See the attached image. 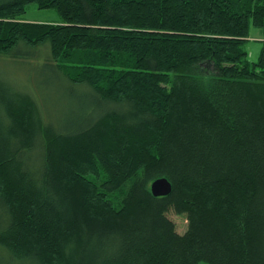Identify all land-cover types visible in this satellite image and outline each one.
<instances>
[{"label": "trees", "instance_id": "trees-1", "mask_svg": "<svg viewBox=\"0 0 264 264\" xmlns=\"http://www.w3.org/2000/svg\"><path fill=\"white\" fill-rule=\"evenodd\" d=\"M36 59L83 104L0 82V256L264 264V0H0V60Z\"/></svg>", "mask_w": 264, "mask_h": 264}, {"label": "rangeland", "instance_id": "rangeland-1", "mask_svg": "<svg viewBox=\"0 0 264 264\" xmlns=\"http://www.w3.org/2000/svg\"><path fill=\"white\" fill-rule=\"evenodd\" d=\"M24 20L29 22H54L58 21V16L53 11L38 10L34 6H29L24 15ZM250 39V58H256L261 50L262 37L259 31H253ZM42 59V58H41ZM40 59V60H41ZM9 60V59H8ZM14 64L13 61L0 60V82L9 85L19 93L31 91L39 107V111L45 117H48L52 123H63L66 120L73 119L74 114H78L82 91L72 92L63 86L62 79L55 71L49 70L38 59L31 60L34 64L27 65L26 61ZM38 62V63H36ZM63 87V89H62ZM21 91V92H20ZM75 96L74 100L71 98ZM62 125V124H61ZM175 222L177 231L182 234L187 229L185 217L170 215ZM1 264H25L21 262L10 261L3 253L0 256Z\"/></svg>", "mask_w": 264, "mask_h": 264}, {"label": "water", "instance_id": "water-1", "mask_svg": "<svg viewBox=\"0 0 264 264\" xmlns=\"http://www.w3.org/2000/svg\"><path fill=\"white\" fill-rule=\"evenodd\" d=\"M150 191L154 197L167 196L171 192V185L166 179L160 178L151 183Z\"/></svg>", "mask_w": 264, "mask_h": 264}]
</instances>
